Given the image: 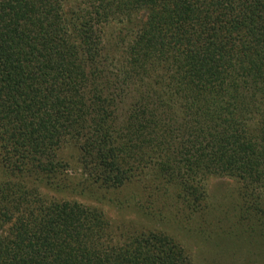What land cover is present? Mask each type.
<instances>
[{
  "label": "trees",
  "instance_id": "obj_1",
  "mask_svg": "<svg viewBox=\"0 0 264 264\" xmlns=\"http://www.w3.org/2000/svg\"><path fill=\"white\" fill-rule=\"evenodd\" d=\"M182 235L264 264V0H0V264H193Z\"/></svg>",
  "mask_w": 264,
  "mask_h": 264
},
{
  "label": "rangeland",
  "instance_id": "obj_2",
  "mask_svg": "<svg viewBox=\"0 0 264 264\" xmlns=\"http://www.w3.org/2000/svg\"><path fill=\"white\" fill-rule=\"evenodd\" d=\"M212 186L211 192L214 198L226 203L227 200L230 201L232 199L233 193L235 192L234 189L236 188L234 183H214ZM113 217L115 219H120L121 217H127L129 219L135 218L134 215H125L119 211H115ZM178 238L181 239L188 248L193 259V264H231L232 260L234 264H236V261L240 260L243 255H240V257H238V255H219L221 254L219 246L212 245V243L205 241L206 239L199 241L197 238L194 239L184 235Z\"/></svg>",
  "mask_w": 264,
  "mask_h": 264
}]
</instances>
